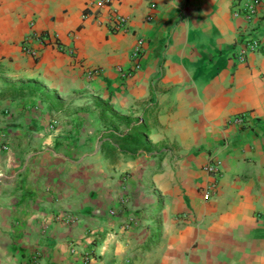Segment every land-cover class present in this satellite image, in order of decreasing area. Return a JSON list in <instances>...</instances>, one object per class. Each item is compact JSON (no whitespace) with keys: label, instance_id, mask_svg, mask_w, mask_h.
Instances as JSON below:
<instances>
[{"label":"crops","instance_id":"1","mask_svg":"<svg viewBox=\"0 0 264 264\" xmlns=\"http://www.w3.org/2000/svg\"><path fill=\"white\" fill-rule=\"evenodd\" d=\"M236 4L115 0L116 31L88 0H0V264H264V0ZM31 29L59 45L24 53Z\"/></svg>","mask_w":264,"mask_h":264},{"label":"built area","instance_id":"2","mask_svg":"<svg viewBox=\"0 0 264 264\" xmlns=\"http://www.w3.org/2000/svg\"><path fill=\"white\" fill-rule=\"evenodd\" d=\"M115 0H88V3L91 6L96 8H104L108 7L107 19L108 22L111 23L113 30L119 31L123 30L127 26V18L120 14L116 8L112 6V3ZM236 9L234 10V15H242L248 22L252 21L253 18H256L259 15V8L261 4V0H236ZM150 17L147 16V19ZM31 27L33 24H30ZM254 29V28H253ZM252 29V31H253ZM252 31L250 33H252ZM249 35L243 38V45L238 50V60L243 61L245 59V54L247 50L254 51L260 47L259 39ZM49 44L59 45L57 38L47 32L37 31L35 29H31L30 32L23 38L21 43V50L32 56L36 57L39 55V46H45ZM143 46V38L139 37L136 39L134 46L130 52V58L132 61V67L123 72V75H130L132 71L139 67L140 62L139 58L141 55V48ZM122 71V70H121ZM91 75L96 73V70L89 72ZM234 123H242L243 119L241 117H236L233 120ZM202 169L207 172L209 175H212L216 178L221 172V160L218 158H214V160H210L202 166ZM216 187L215 181L210 182L205 188L203 197L205 199H209L213 195V190ZM65 220H73L74 216L71 214H67L64 216Z\"/></svg>","mask_w":264,"mask_h":264},{"label":"trees","instance_id":"3","mask_svg":"<svg viewBox=\"0 0 264 264\" xmlns=\"http://www.w3.org/2000/svg\"><path fill=\"white\" fill-rule=\"evenodd\" d=\"M105 114V112H103V115ZM136 126V124L132 127V128H134Z\"/></svg>","mask_w":264,"mask_h":264}]
</instances>
